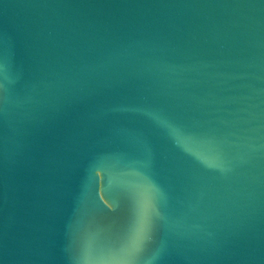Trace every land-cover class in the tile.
I'll use <instances>...</instances> for the list:
<instances>
[{
    "label": "water",
    "instance_id": "obj_1",
    "mask_svg": "<svg viewBox=\"0 0 264 264\" xmlns=\"http://www.w3.org/2000/svg\"><path fill=\"white\" fill-rule=\"evenodd\" d=\"M0 264H264V0H0Z\"/></svg>",
    "mask_w": 264,
    "mask_h": 264
},
{
    "label": "snow or ice",
    "instance_id": "obj_2",
    "mask_svg": "<svg viewBox=\"0 0 264 264\" xmlns=\"http://www.w3.org/2000/svg\"><path fill=\"white\" fill-rule=\"evenodd\" d=\"M151 225L143 216L141 211H137L129 226V235L137 243L142 244L149 236Z\"/></svg>",
    "mask_w": 264,
    "mask_h": 264
}]
</instances>
